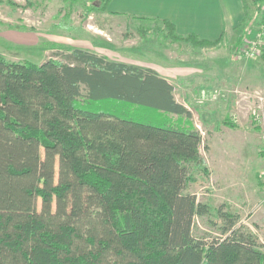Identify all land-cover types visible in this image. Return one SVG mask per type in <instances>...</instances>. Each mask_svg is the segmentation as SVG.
Instances as JSON below:
<instances>
[{"label":"trees","instance_id":"trees-1","mask_svg":"<svg viewBox=\"0 0 264 264\" xmlns=\"http://www.w3.org/2000/svg\"><path fill=\"white\" fill-rule=\"evenodd\" d=\"M161 24L193 47L223 38ZM60 56L0 55V264H264V243L234 213L216 210L220 237L193 235L210 214L185 192L192 168L205 171L203 139L173 85L88 50Z\"/></svg>","mask_w":264,"mask_h":264},{"label":"rangeland","instance_id":"rangeland-1","mask_svg":"<svg viewBox=\"0 0 264 264\" xmlns=\"http://www.w3.org/2000/svg\"><path fill=\"white\" fill-rule=\"evenodd\" d=\"M244 2L247 18L238 29L223 33L217 45L200 48L166 38L161 22L107 17L105 11L98 9L101 0H0V55L13 62L39 64L49 58L64 61L61 54L80 48L112 60L153 67L172 76L194 72L191 67H197L199 73L170 78L175 100L191 112V120L203 139L200 154L205 171L202 167L192 168L193 181L185 192L195 194L199 202L207 204L210 214L194 217L192 233L206 239L220 237L222 223L216 210L221 208L238 215V223L264 243L261 174L262 166L264 168L261 154L264 44L260 53L252 58L237 55L246 47L250 29H256L263 21L264 0ZM203 92L209 94L203 97ZM211 93L217 94L212 96ZM198 100L205 101L199 103ZM238 110L245 116H239ZM225 114L238 122L232 136L222 137L226 145L235 146H228L223 154H217L214 153L217 139L212 133ZM238 157H244L245 163L251 165L249 176L246 165ZM239 174L249 186L247 191L259 180L252 193H247L252 202L245 208L238 207L237 197L233 195ZM85 196L83 194V203ZM67 202L70 205L69 197ZM37 206L39 208V202Z\"/></svg>","mask_w":264,"mask_h":264},{"label":"crops","instance_id":"crops-1","mask_svg":"<svg viewBox=\"0 0 264 264\" xmlns=\"http://www.w3.org/2000/svg\"><path fill=\"white\" fill-rule=\"evenodd\" d=\"M243 14L244 8L242 0H110L104 13L107 17L128 18L138 22H148L152 20H155L156 22H161L163 20L169 21L174 25L175 32L178 35L186 36L194 34L199 39L208 41H213L221 34L232 29H238L237 27L239 26V23H241ZM250 30L253 32L254 29ZM150 68L155 70L160 76L164 77L170 84H172L170 78H183L189 76L191 73H199L200 71L197 67H191L192 69L189 67V69L195 71L175 73L172 76L171 74L160 73L153 67ZM262 89H264V84ZM204 101L205 100H198L199 103ZM242 114L243 112L238 110V115L240 116ZM225 120L238 124V122L234 121L230 115L225 114L221 123L217 125V127H214L212 135L217 139L214 143V153L217 154H223L226 151L225 148L228 146H235L232 144L226 145L222 138L232 136V131L235 130V127H230L228 124L224 123ZM238 153L240 154V150H238L237 154ZM238 159H240L241 163L243 162V164L246 165V170L248 171L247 176H249L251 165L245 163L247 161L244 157H238ZM261 169V174H263L264 180L263 166ZM238 176L240 179H238V185H234L235 193L233 195H236L237 197V202L239 203L238 207L241 206L240 208H245L248 205V202H252L250 200L251 195H248L247 193H252L251 191L254 189L255 184L257 185V183H259V180L257 183H252L251 191H247L249 186L246 183L244 176L241 177L240 174ZM253 176H256L254 171Z\"/></svg>","mask_w":264,"mask_h":264},{"label":"built area","instance_id":"built-area-1","mask_svg":"<svg viewBox=\"0 0 264 264\" xmlns=\"http://www.w3.org/2000/svg\"><path fill=\"white\" fill-rule=\"evenodd\" d=\"M256 29L253 30V32H249V36L247 37V45L245 48H242L239 50L237 55L244 56L246 58H252L260 53L261 48L264 44V18ZM215 92V91H214ZM208 92H203L202 96L206 97L208 95ZM217 93H211L212 96L216 95ZM262 127V126H261ZM262 138H263V145L261 147V153L263 154L264 159V127L262 128Z\"/></svg>","mask_w":264,"mask_h":264}]
</instances>
